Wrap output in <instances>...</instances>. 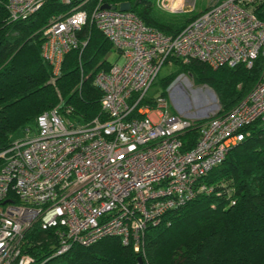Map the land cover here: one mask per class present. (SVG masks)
I'll use <instances>...</instances> for the list:
<instances>
[{
  "label": "built area",
  "instance_id": "obj_1",
  "mask_svg": "<svg viewBox=\"0 0 264 264\" xmlns=\"http://www.w3.org/2000/svg\"><path fill=\"white\" fill-rule=\"evenodd\" d=\"M45 1L0 0L11 20L28 17ZM62 1L76 4L42 27L41 54L52 76L60 75L66 53L86 43L78 36L82 26L95 25L117 53L93 78L104 115L78 122L57 107L45 110L0 151V264H37L26 243L35 223L52 230L55 254L118 236L143 257L147 228L199 194L215 192L207 180L212 168L250 135L253 123L264 126V19L255 12L263 0H208L176 34L131 9L103 7L102 0L90 10V0ZM194 3L156 0L169 11ZM192 59L214 67L262 63L243 98L201 117L171 110L162 92L148 93L165 63ZM174 80L171 88L180 82ZM191 131L195 140L185 148Z\"/></svg>",
  "mask_w": 264,
  "mask_h": 264
},
{
  "label": "trees",
  "instance_id": "obj_2",
  "mask_svg": "<svg viewBox=\"0 0 264 264\" xmlns=\"http://www.w3.org/2000/svg\"><path fill=\"white\" fill-rule=\"evenodd\" d=\"M94 1L87 2L88 10ZM102 1L115 8L130 1V9L145 23L167 34H176L198 14L179 21L159 9L156 0ZM75 4L46 0L28 17L11 20L0 2V151L10 145L18 130L33 128L38 114L54 107L78 122L103 117L102 91L93 78L97 70L113 62L109 57L115 48L108 38L95 25L84 24L78 36L86 43L82 51L73 48L66 53L58 76H52L41 54L42 27L53 14L68 12ZM255 12L264 19V0ZM261 63L258 59L251 67H214L197 59L176 60L177 69L163 78L162 93L166 94L180 72H186L195 82L210 85L228 109L255 84ZM195 136V131L187 134L185 148ZM3 162L0 156V168ZM207 180L215 184V192L199 194L167 212L166 221L147 228L144 264H264V126L253 123L250 135L231 147ZM231 198L234 204H229ZM26 239L37 264H138L140 255L118 236L103 237L90 245L75 244L55 254L52 230L38 223L27 230Z\"/></svg>",
  "mask_w": 264,
  "mask_h": 264
},
{
  "label": "rangeland",
  "instance_id": "obj_3",
  "mask_svg": "<svg viewBox=\"0 0 264 264\" xmlns=\"http://www.w3.org/2000/svg\"><path fill=\"white\" fill-rule=\"evenodd\" d=\"M191 1L192 0H187V2ZM207 3L208 0H195L194 8L188 9V7H185V9L179 11H169L157 7L162 11L170 12L174 19L184 21L194 14H197L199 11L206 10ZM116 57L117 53L113 51L109 58L111 61H114ZM176 69V64L169 65L165 63L160 68L155 80L148 89V93L151 95H157L162 92L164 90L162 82L163 78ZM175 81L180 82L174 84L172 88L171 85H169L165 89L171 110H183L187 113L203 117L212 114L218 106L222 107L213 88L207 83L195 82L189 73L180 72L176 76L174 82ZM14 136L15 138L23 136V131L18 130Z\"/></svg>",
  "mask_w": 264,
  "mask_h": 264
},
{
  "label": "water",
  "instance_id": "obj_4",
  "mask_svg": "<svg viewBox=\"0 0 264 264\" xmlns=\"http://www.w3.org/2000/svg\"><path fill=\"white\" fill-rule=\"evenodd\" d=\"M102 6L108 8V7H110V4L105 2V3H103ZM119 8L120 9H130L131 8V2L130 1H122L119 4ZM137 260H138V264H144V261H143V258L141 255H138Z\"/></svg>",
  "mask_w": 264,
  "mask_h": 264
},
{
  "label": "crops",
  "instance_id": "obj_5",
  "mask_svg": "<svg viewBox=\"0 0 264 264\" xmlns=\"http://www.w3.org/2000/svg\"><path fill=\"white\" fill-rule=\"evenodd\" d=\"M182 111H183V110H182ZM183 112L187 114V112H185V111H183ZM188 114H190V113H188Z\"/></svg>",
  "mask_w": 264,
  "mask_h": 264
}]
</instances>
